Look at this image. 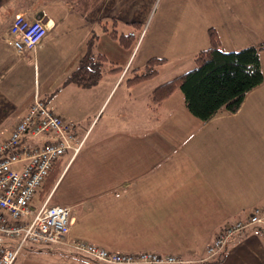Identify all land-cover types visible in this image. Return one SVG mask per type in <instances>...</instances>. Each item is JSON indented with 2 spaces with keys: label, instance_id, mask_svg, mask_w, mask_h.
<instances>
[{
  "label": "crops",
  "instance_id": "1",
  "mask_svg": "<svg viewBox=\"0 0 264 264\" xmlns=\"http://www.w3.org/2000/svg\"><path fill=\"white\" fill-rule=\"evenodd\" d=\"M156 1L0 0V142L39 93L78 124L84 139L74 157L63 156L50 192L51 204L72 207L71 235L112 250L176 253L191 260L187 264H205L196 261L207 244L264 204V82L247 93L237 112H221L206 122L188 110L181 91L159 105L152 92L196 66V54L211 44L210 28L227 51L264 45V0H164L153 18ZM17 14L48 24L36 53L21 56L7 40ZM113 21L120 33L135 31L133 23H140L134 48L125 49L110 36L106 29ZM94 34L95 51L111 63L102 79L91 88L63 84ZM153 56L165 59L159 73L128 85L134 69ZM260 60L264 72V48ZM117 67L121 70L113 71ZM123 82L126 88L111 111L119 113L127 100L134 113L144 115L143 122L131 114L117 116L89 139L91 126L85 130L78 121L101 111ZM48 195L39 190L34 207ZM28 250V260L14 264H30L45 251L51 252L43 253L50 254L51 264H109L61 249ZM219 264H264V233L249 227L232 237Z\"/></svg>",
  "mask_w": 264,
  "mask_h": 264
},
{
  "label": "built area",
  "instance_id": "2",
  "mask_svg": "<svg viewBox=\"0 0 264 264\" xmlns=\"http://www.w3.org/2000/svg\"><path fill=\"white\" fill-rule=\"evenodd\" d=\"M48 30L41 19L17 14L7 40L21 56L36 53ZM83 145L77 123L61 116L52 102L35 93L28 111L10 136L0 142V264H14L21 251L30 246L62 247L69 254L109 264L191 263L176 253L124 252L74 237L72 207L51 204V195L40 207H34L36 194L57 162L66 153L74 157ZM249 227L264 233V204L253 207L246 219L226 226L207 245V255L196 262L207 264L225 249L232 237Z\"/></svg>",
  "mask_w": 264,
  "mask_h": 264
},
{
  "label": "trees",
  "instance_id": "3",
  "mask_svg": "<svg viewBox=\"0 0 264 264\" xmlns=\"http://www.w3.org/2000/svg\"><path fill=\"white\" fill-rule=\"evenodd\" d=\"M116 25L113 21V28L106 29L110 36L116 39L121 47L134 48L142 31L140 23L134 22L136 30L128 33H120ZM209 36L211 44L196 54V66L193 69L154 89L152 100L155 104L159 105L174 92L181 91L188 110L202 122H206L221 112H237L247 93L264 82L260 60V50L264 45H251L227 51L221 47L218 33L214 28L209 29ZM96 40V35H92L87 44V51L63 84L73 83L81 88H91L100 82L108 58L105 54L95 51ZM163 60L165 59L157 56L149 58L143 68L134 69V75L127 79L128 85L154 78L159 73L158 65ZM120 70L121 67L113 69ZM61 161L62 159L45 178L40 188L42 195L50 194L57 182L61 173ZM225 253L226 247L210 263H221L225 259Z\"/></svg>",
  "mask_w": 264,
  "mask_h": 264
},
{
  "label": "rangeland",
  "instance_id": "4",
  "mask_svg": "<svg viewBox=\"0 0 264 264\" xmlns=\"http://www.w3.org/2000/svg\"><path fill=\"white\" fill-rule=\"evenodd\" d=\"M163 7H164V0H157L156 1V4L153 6V13H152V17L154 16V15H156L155 13L157 12V14H159V12L163 9ZM178 9H180V5H179V7H178ZM15 18V17H14ZM30 18H34V17H30ZM154 18V17H153ZM152 21V19H150V21H149V23H150V25L152 26L153 24H154V22H151ZM155 21V20H154ZM149 23L146 25V26H148L149 25ZM47 26H48V24H46ZM143 28H145V26L143 27ZM52 44H54L53 42H52ZM111 63L109 62V63H106V66H109ZM139 72H141V71H139ZM54 80H57V78L56 77H54ZM59 81L60 80H58L57 81V83L56 84H54L53 85V87H55V86H57L58 84H59ZM126 88V85H125V82H123V85L121 86V87H119L118 88V90H117V92L114 94V92L116 91V89L114 90V92L111 94V96L109 97V99L107 100V102L105 103V105L103 106V108L101 109V111H99V112H96V113H92V115H89V116H86V117H84L83 118V120L82 121H78L79 123H80V126L81 127H83L85 130L86 129H88L90 126H91V129H90V131H92L91 132V134L89 135V139H93L95 136H96V133L98 132V131H100V129H101V127H102V124L106 121V120H110V119H113V120H115V119H117V116H119L120 117V119H122V117H129L130 116V114L131 115H133V116H135V119L137 120H141V122H143L142 121V119L141 118H143L144 117V115L140 112V111H137V113H134L133 112V109L131 110V108H130V106L126 103V102H128L127 100H124L123 102V106L121 107V110L119 111V113L117 112V111H114V112H112L111 110H112V108L114 107V105H115V103H116V100L120 97V94H121V92L124 90ZM113 94H114V96H113ZM53 96V95H52ZM113 96V97H112ZM61 100H63L64 99V95L63 96H61V98H60ZM66 102V101H65ZM86 111V110H85ZM85 113V112H84ZM113 113V115H111ZM118 114V115H117ZM140 122V123H141ZM93 123V124H92ZM92 124V125H91ZM90 133V132H89ZM40 138H42V137H40ZM69 158V156L66 158V160ZM257 206V205H256ZM255 207V206H254ZM244 219H246V218H244ZM239 220V219H238ZM233 222H235V221H233ZM75 237V236H74ZM230 241V240H229ZM209 244V243H208ZM207 244V245H208ZM227 246H228V244H227ZM226 246V247H227ZM207 247V246H206ZM29 248H24L22 251H21V253L19 254V256H18V260H17V262H19V261H22V260H28V257L26 256V252H31L30 250H28ZM40 249H45V250H51V248L50 247H46V246H43V247H40ZM54 249H61V250H63L62 249V247H54ZM206 251V250H205ZM34 252V251H33ZM45 252H47V253H51L50 251H45ZM45 252H41L40 254H38L37 256H34V258H32V259H30L31 261H30V264H51V262L49 261V257H50V254H48V256H44V254L43 253H45ZM220 254V253H219ZM218 254V255H219ZM69 255H72V254H69ZM207 255V251L205 252V255L204 256H206ZM218 255L217 256H214V258L213 259H211L209 262H208V264L211 262V261H213V260H215L217 257H218ZM93 260V259H92ZM188 260V259H187ZM95 261V260H94ZM96 262H98V261H96ZM99 263H102V262H99Z\"/></svg>",
  "mask_w": 264,
  "mask_h": 264
}]
</instances>
